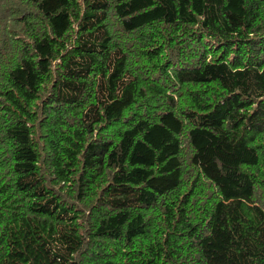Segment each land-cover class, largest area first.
Returning a JSON list of instances; mask_svg holds the SVG:
<instances>
[{"label":"trees","instance_id":"16d2710c","mask_svg":"<svg viewBox=\"0 0 264 264\" xmlns=\"http://www.w3.org/2000/svg\"><path fill=\"white\" fill-rule=\"evenodd\" d=\"M0 264H264V0H0Z\"/></svg>","mask_w":264,"mask_h":264}]
</instances>
